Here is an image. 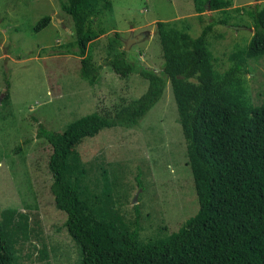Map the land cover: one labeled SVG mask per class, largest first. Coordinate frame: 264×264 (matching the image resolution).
I'll return each mask as SVG.
<instances>
[{
	"label": "rangeland",
	"instance_id": "rangeland-1",
	"mask_svg": "<svg viewBox=\"0 0 264 264\" xmlns=\"http://www.w3.org/2000/svg\"><path fill=\"white\" fill-rule=\"evenodd\" d=\"M110 1L112 9L103 11L100 0L102 13L93 21L94 29L104 34L88 49L102 67L100 83L92 86L80 76L81 58L73 53L74 24L60 11L58 0H0V221L7 210L38 218L49 254L40 260L42 243L32 239L17 251V264L81 260L80 248L66 229V214L55 206L49 170L52 147L38 137V123L62 133L86 115L114 111L140 98L148 82L138 74L120 78L107 63L111 49L117 48L139 69L161 72L158 22L184 19L193 37L212 25L209 41L216 67L228 70L230 54L250 42L254 28L246 13L231 12L236 19L220 23L225 18L222 11L264 3L225 0L219 9L209 5L208 11V0ZM44 16L51 17V24L36 32ZM116 33L121 43L114 41ZM247 68L250 95L261 104L264 59ZM67 181H77L81 199L120 229L132 231L138 218L144 244L169 237L196 216L199 203L171 85L138 126L107 129L85 139L70 157Z\"/></svg>",
	"mask_w": 264,
	"mask_h": 264
},
{
	"label": "trees",
	"instance_id": "trees-1",
	"mask_svg": "<svg viewBox=\"0 0 264 264\" xmlns=\"http://www.w3.org/2000/svg\"><path fill=\"white\" fill-rule=\"evenodd\" d=\"M58 1L60 11L74 24L77 52L73 53L81 58L80 76L96 86L102 67L88 49L104 34L93 23L102 13L100 0ZM103 1L102 10H111V1ZM224 1L208 0L207 4L214 10ZM231 12L246 13L254 34L248 44L230 54L228 70L220 72L216 67L209 41L212 25L193 37L184 19L158 22L164 57L161 72L139 69L128 60L126 51L117 48L111 49L107 63L120 78L138 74L148 82V90L140 98L114 111L86 115L62 133L38 123V137L52 147L49 170L55 206L66 214L68 234L81 251L80 264H264V102L253 101L246 79L250 63L264 59V3L223 10L225 18L220 23L228 25L236 19ZM50 24L51 17L44 16L35 31ZM114 41L121 43L119 33ZM73 53L69 50L67 54ZM168 84L177 105L199 210L178 232L144 244L139 240L138 218L135 228L127 231L99 217L81 199L77 181H67V170L72 153L85 139L107 129L138 126L163 98ZM40 223L17 210L2 213L0 264H17V251L24 250L32 239L42 243L39 259L49 258Z\"/></svg>",
	"mask_w": 264,
	"mask_h": 264
},
{
	"label": "water",
	"instance_id": "water-1",
	"mask_svg": "<svg viewBox=\"0 0 264 264\" xmlns=\"http://www.w3.org/2000/svg\"><path fill=\"white\" fill-rule=\"evenodd\" d=\"M207 10L209 11L210 10V7H209V5H208V7H207ZM126 49H128V45H127V48ZM136 203V202H135Z\"/></svg>",
	"mask_w": 264,
	"mask_h": 264
}]
</instances>
